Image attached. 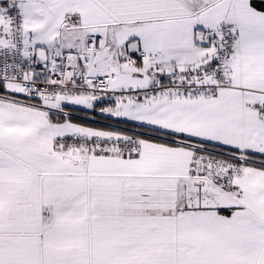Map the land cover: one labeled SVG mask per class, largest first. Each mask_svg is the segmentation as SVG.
I'll use <instances>...</instances> for the list:
<instances>
[{
    "label": "snow or ice",
    "instance_id": "obj_1",
    "mask_svg": "<svg viewBox=\"0 0 264 264\" xmlns=\"http://www.w3.org/2000/svg\"><path fill=\"white\" fill-rule=\"evenodd\" d=\"M0 264H264V0H0Z\"/></svg>",
    "mask_w": 264,
    "mask_h": 264
}]
</instances>
